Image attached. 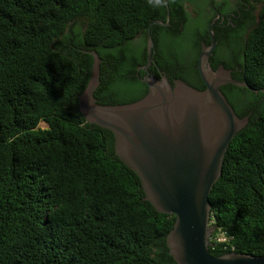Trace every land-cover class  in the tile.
Instances as JSON below:
<instances>
[{"label":"trees","instance_id":"trees-1","mask_svg":"<svg viewBox=\"0 0 264 264\" xmlns=\"http://www.w3.org/2000/svg\"><path fill=\"white\" fill-rule=\"evenodd\" d=\"M206 2L0 0V264H177L167 245L175 215L145 199L140 178L116 153L114 133L87 122L78 96L91 76L88 51H95L101 104L144 97L149 87L136 65L148 55L149 25L166 21L168 7L187 23L164 39L157 31L168 28L152 25L157 61L203 85L200 40L194 35L191 43L188 30L202 21L193 15ZM213 16L204 29L197 25L207 43ZM257 17L247 40L231 30L232 49L222 42L214 50L251 86L221 87L237 115L250 119L232 139L209 197L215 256L264 255V0ZM220 233L225 239L214 241Z\"/></svg>","mask_w":264,"mask_h":264},{"label":"water","instance_id":"water-1","mask_svg":"<svg viewBox=\"0 0 264 264\" xmlns=\"http://www.w3.org/2000/svg\"><path fill=\"white\" fill-rule=\"evenodd\" d=\"M218 17L208 26L211 43L203 45L198 58L204 89L182 80L173 86L162 74L160 79H144L149 91L139 100L101 104L95 91L101 82L102 59L88 51L94 62L78 101L88 123L114 133L116 153L140 178L145 199L157 211L175 215L167 245L177 264H264V255L228 252L215 256L210 251L209 240L216 228L211 223L209 197L222 176L232 139L250 119L237 115L221 87L251 86L236 80L223 65L217 69L208 65L218 44L214 30ZM154 24L162 23L155 20L148 27V64L155 54Z\"/></svg>","mask_w":264,"mask_h":264},{"label":"flooded vegetation","instance_id":"flooded-vegetation-1","mask_svg":"<svg viewBox=\"0 0 264 264\" xmlns=\"http://www.w3.org/2000/svg\"><path fill=\"white\" fill-rule=\"evenodd\" d=\"M206 1H207L206 2L207 6L205 7L203 6V8H201V11H200V6H198L196 9L199 10L200 12L199 14L195 13L193 16L195 19L196 18L201 19L202 21L207 19L209 15L214 14L211 21H213L214 18L219 16L216 21V26H215L217 29L216 37H218L217 38L218 44L224 42L228 44L230 50L232 49V45H235L237 41L232 38V35H230L229 31L231 30H234V31L237 30L239 32L244 31V36L242 38H241V35L239 34V40L240 41L247 40L249 32L253 29L256 22H258V17H257L258 13L256 15V11H257L256 9L259 6V0H206ZM167 10L168 11H167L166 21L159 20L162 23L161 25L159 24V26L163 28H168L166 31L163 29H159L157 31V34L158 33L160 34L161 39L168 37L169 32L175 35L178 33L184 32L185 26L187 23L186 20H183V14L177 9H175L174 12L177 13L178 15L177 16L174 15L173 17H171L169 7L167 8ZM202 21L195 22L194 24L196 25L195 33L200 40L201 51H202L204 44H207V45L210 44L204 40L202 29L200 28V26H197L201 24ZM210 22L208 23V26ZM156 54L157 53L155 52L154 58L151 64H148V55H147L145 62L136 65L137 68H136L135 75L141 82H144V79L146 77H153V78L160 79L162 78L161 77L162 74H164L165 76L168 77L169 81L172 83L173 86H175V82L177 80H182L197 89H200L199 88L200 86H204L205 88L204 82H203V85L198 84V83L197 85H194L193 83L189 82L191 80H184L183 78H179L178 75L172 76V74H169L168 73L169 70H164L161 67V65L158 63ZM133 59L136 60L135 58ZM208 65L209 67H212L213 69H217L220 65H223L226 69L231 70L232 75H233L232 69L226 67L224 63L218 62V60H216V56L214 52L210 56ZM178 66L182 67L180 64ZM148 91H149V88H148Z\"/></svg>","mask_w":264,"mask_h":264},{"label":"rangeland","instance_id":"rangeland-1","mask_svg":"<svg viewBox=\"0 0 264 264\" xmlns=\"http://www.w3.org/2000/svg\"><path fill=\"white\" fill-rule=\"evenodd\" d=\"M191 10H192V6L191 5H189L188 6V11L189 12H191ZM257 11H256V15H257V13H258V7H257V9H256ZM208 19V18H207ZM207 20L205 19V20H203L202 21V23H201V26L203 27L202 29H204L205 27H206V25H207V22H206ZM197 37V35H196V33H195V25H191L190 27H189V30H188V38H189V40L191 41V43H193V41L195 40V36ZM136 41H138V39L136 40ZM140 42V41H139ZM144 43H143V41L141 40V46L143 45ZM194 51H192V56H194ZM39 127L40 128H47L48 127V125H47V123L45 122V121H42L40 124H39ZM212 223V222H211Z\"/></svg>","mask_w":264,"mask_h":264},{"label":"built area","instance_id":"built-area-1","mask_svg":"<svg viewBox=\"0 0 264 264\" xmlns=\"http://www.w3.org/2000/svg\"><path fill=\"white\" fill-rule=\"evenodd\" d=\"M225 238H223V236H222V234L220 233V234H218L215 238H214V241H216V242H221V241H223ZM232 249H234V248H232Z\"/></svg>","mask_w":264,"mask_h":264}]
</instances>
